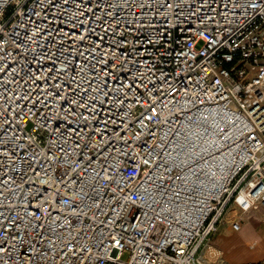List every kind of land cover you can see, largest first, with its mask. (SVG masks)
Listing matches in <instances>:
<instances>
[{
  "label": "built area",
  "instance_id": "1",
  "mask_svg": "<svg viewBox=\"0 0 264 264\" xmlns=\"http://www.w3.org/2000/svg\"><path fill=\"white\" fill-rule=\"evenodd\" d=\"M259 205L264 0H0V264H220Z\"/></svg>",
  "mask_w": 264,
  "mask_h": 264
},
{
  "label": "crops",
  "instance_id": "2",
  "mask_svg": "<svg viewBox=\"0 0 264 264\" xmlns=\"http://www.w3.org/2000/svg\"><path fill=\"white\" fill-rule=\"evenodd\" d=\"M235 211L232 209L228 213L224 223L219 227L216 234L211 236L203 248L204 255L211 261L220 263L221 258L224 255L226 248L234 249V243L229 240L221 238L222 229L229 223L234 216ZM242 225L239 231L240 234V252L231 253L232 257L242 264H254L264 260V205H259L256 209H253L242 216ZM227 230H231V225H228ZM235 251V250H233ZM212 252H215L212 254Z\"/></svg>",
  "mask_w": 264,
  "mask_h": 264
},
{
  "label": "rangeland",
  "instance_id": "3",
  "mask_svg": "<svg viewBox=\"0 0 264 264\" xmlns=\"http://www.w3.org/2000/svg\"><path fill=\"white\" fill-rule=\"evenodd\" d=\"M232 209H235V207H233ZM232 209L230 210V212L232 211ZM226 226L223 227L222 229V233H221V238H223L224 240H229V242L234 243V249H229L226 248V251L224 253V255L221 258V262L222 264H242L241 262H239L238 260L234 259L231 255V253L233 252H240V237H242L240 234L242 233V231L237 232L236 234H233V232H231V230H227L226 228L228 227V225H231L230 222L225 224ZM235 250V251H233ZM215 252H212V254ZM129 257V253L128 252H124L123 254V259L127 260ZM211 260V258H210Z\"/></svg>",
  "mask_w": 264,
  "mask_h": 264
}]
</instances>
